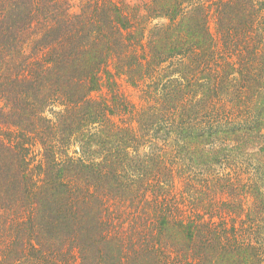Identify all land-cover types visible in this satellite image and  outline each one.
Here are the masks:
<instances>
[{"label": "trees", "instance_id": "obj_1", "mask_svg": "<svg viewBox=\"0 0 264 264\" xmlns=\"http://www.w3.org/2000/svg\"><path fill=\"white\" fill-rule=\"evenodd\" d=\"M0 264H264V0H0Z\"/></svg>", "mask_w": 264, "mask_h": 264}, {"label": "rangeland", "instance_id": "obj_2", "mask_svg": "<svg viewBox=\"0 0 264 264\" xmlns=\"http://www.w3.org/2000/svg\"><path fill=\"white\" fill-rule=\"evenodd\" d=\"M127 3H130L132 5L134 4H137V3H140L141 0H125ZM125 91L130 93V94H133L130 90H128L127 88H125ZM136 100V99H135Z\"/></svg>", "mask_w": 264, "mask_h": 264}]
</instances>
